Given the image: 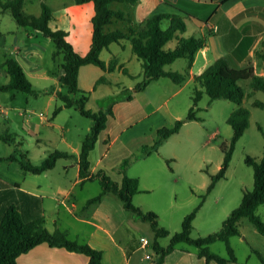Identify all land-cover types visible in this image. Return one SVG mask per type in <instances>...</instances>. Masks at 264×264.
I'll use <instances>...</instances> for the list:
<instances>
[{"label":"rangeland","instance_id":"374dc122","mask_svg":"<svg viewBox=\"0 0 264 264\" xmlns=\"http://www.w3.org/2000/svg\"><path fill=\"white\" fill-rule=\"evenodd\" d=\"M42 2L52 7L54 19L68 18L72 29L80 31L82 35L87 31L83 21L84 14L78 13L72 7L74 0H25L24 10L27 13L39 15ZM65 6L69 7L67 16L64 13ZM166 22L167 20H163V27H166ZM0 37L4 39L3 45H0V60L4 52L10 51L14 44L19 45L23 50L28 49L32 42L35 45H41L44 53L38 71L46 73L50 68L55 67L52 59L55 47L52 40L40 32L19 26L10 10L3 9L1 6ZM174 41H170L166 47H172ZM124 42L127 44L125 50L120 48L118 43H112L110 49L103 50L101 58L107 60L113 54L118 53L122 59L126 60L133 56L129 61V67L135 77L115 70L107 75L112 82L100 84L95 90L89 91V98L86 102L87 108L97 111L104 103H111L110 99L106 100L107 97L120 95L113 103L112 107L115 106V108L110 124H122L115 126L114 132H111L112 143L105 157L106 162L108 165H114L113 171H117L120 161L125 158L126 160H122L124 161L122 165L126 170L128 169L127 174L133 177L137 174L141 175L140 183L148 190L136 193L133 200L139 207L143 206L142 209L153 210L157 213L159 224L170 231V235L158 238L163 246L170 242L171 234L181 230L183 218L199 204L203 197V204L193 220L191 235L199 237L216 232L222 227L224 219L240 204L244 191L254 186L253 167L245 162V158L251 155L259 159L264 155V108L253 105L254 100L264 102V91L254 90L249 79L239 80L245 91L242 106L250 110V123L235 145L225 177L219 179L214 188L207 192L212 176L222 165L224 153L220 148V143L229 142L233 135V128L227 118L236 108V103L224 98L211 99L208 94L204 93L197 106L196 115L199 119L185 121L178 132L162 140L154 149L153 145L159 138L157 128L171 127L177 119H184L187 116L193 104L194 85L192 83L177 90L179 87L175 84L176 82L174 83L169 77H161L159 81H152L143 91L132 92L135 84L142 80L143 70L140 59L131 49L130 41L125 39ZM14 56L17 57V55ZM18 58L21 59V57ZM185 60L178 58L166 67L181 70ZM257 69L260 71L261 67L258 65ZM90 79L92 75H84L82 85H87ZM8 80L7 75H0V83H6ZM32 81L35 88L48 84V80L45 79L32 78ZM129 93H132L130 100L122 96ZM3 94L8 93L0 91V97L6 96ZM21 94L15 106L22 107L21 109L29 108L31 112H26L28 117L32 116L34 114L32 111H34L36 112L34 115L51 118L55 106L61 104L57 98L47 106L48 95L44 92H39L38 95ZM25 98H28L27 103ZM66 108L61 113L59 112L56 118V122L64 128L56 127L51 132L50 141L41 134H39L41 139L37 140L36 134L26 133L23 130L26 117L19 114L20 110L17 107L12 108L10 111L13 121L10 128L18 131L22 136L18 135L16 139H12L13 142L0 138V155L13 154L17 158L13 161L20 168L18 159L22 158V153H25L32 162L37 163L55 148L71 151L88 133V125L93 124V120L84 116L75 107ZM128 123L131 125L127 127ZM4 124V114L0 113V131H3ZM114 136L116 138L113 140ZM149 153L151 156L146 157ZM141 155L145 157L141 158ZM66 160L67 158H60L59 162ZM6 162L8 161H0V165H5ZM10 171L13 172L12 167ZM93 184L99 186V181L96 180ZM257 214L264 220V202L258 206ZM138 220L137 238L140 239L142 235L148 238L151 245L139 248L135 252L136 256H142L144 262L154 261L156 255L152 244L156 239L155 233L149 221ZM239 229L240 234L229 238L238 261L229 264H264L258 254L261 253L264 257V235L247 217L240 220ZM181 246H186L190 252L198 255L197 248L187 243H179L176 246V254L183 255L184 251L178 249L182 248ZM209 247L223 257L229 256L223 240H217ZM147 254L152 255V258H147ZM176 256L174 255L172 259Z\"/></svg>","mask_w":264,"mask_h":264},{"label":"trees","instance_id":"16d2710c","mask_svg":"<svg viewBox=\"0 0 264 264\" xmlns=\"http://www.w3.org/2000/svg\"><path fill=\"white\" fill-rule=\"evenodd\" d=\"M74 1L77 4L92 1L94 4V14L91 18L92 39L89 50L85 54L79 53L67 39V30L52 26L54 13L52 7L46 2L41 3V13L39 15L27 13L24 10L25 0H0V6L3 9L10 10L19 26L42 33L50 38L54 44L55 50L52 58L55 62V71H59V80L62 86V89L56 92V96L62 104L55 107L53 116H56L63 107H75L84 116L93 120L89 132L82 141L78 160L82 182L98 180L101 191L96 196L88 199L85 206L99 203L108 192L117 194L122 199L125 208L136 218L150 222L156 237L152 244L156 255L153 261L154 264H162L165 257L176 249L179 243L194 245L198 250V255L204 257L207 264L212 260L218 264H229L237 261L238 258L230 245L229 238L232 235L240 234L239 222L242 218L247 217L255 228L264 235V220L257 214L258 206L264 202V155L259 159L251 155L246 156L245 162L253 167L254 186L252 189L244 191L240 204L224 219L220 230L205 236L193 237L191 235L193 220L203 204V197L199 204L185 215L181 230L171 234L170 242L166 246H163L158 238L170 235V231L159 224L158 214L153 210H143L134 203V195L141 191L139 178L130 176L124 171L122 180L117 181L104 169H99L96 172H91L90 169V152L94 149L100 132L106 128L108 117L113 114V103L120 95L107 97L106 100L110 99L111 103H104L97 111L87 108L86 102L90 92L81 89L79 86L80 67L95 64L108 71L121 69L130 77H135L123 64L117 65L115 61L107 64L100 56L102 50L109 48L112 42L128 39L131 42L132 51L141 61L143 70V78L135 84L131 90L132 92L143 91L152 81L161 77H169L176 83H182L190 75V68L197 51L206 46V37L184 34L187 29L185 18L190 14L185 13L183 15L181 10H179L180 12L156 13L142 22L134 23L124 10L115 9L111 5L114 2L134 4L138 0ZM164 19L169 20L167 27L162 26ZM115 20L125 21L127 26L123 29L108 28ZM172 40H175V45L166 47ZM257 56L264 61V47L257 52ZM178 58H185L188 61L183 71L166 69V65ZM1 67L6 71L9 80L0 85V91L11 90L38 94V90L34 88L30 78L15 57H6ZM241 79H249L254 90L264 91V75L255 73L252 66L242 68L233 65L229 56L217 58L203 72L194 75L193 104L187 116L184 119H177L171 127L163 126L157 130L159 138L153 145L154 149L162 140L178 132L185 121L199 119L196 115L197 106L204 93L208 94L211 99L224 98L236 103V108L227 118L228 123L233 128V135L229 142L223 141L220 143V148L224 153L222 165L218 172L212 176L207 192L214 188L219 179L225 177L235 145L250 123V110L242 106L245 91L239 83ZM104 80L106 78L101 76L96 84ZM122 96L130 100L132 93ZM253 105L264 108V102L261 100H254ZM15 135L16 133H6L0 135V138L9 141V139H16ZM74 156L75 154L67 150L55 149L38 164L32 163L25 153H22V158L18 160L25 171L41 173L54 167L58 159ZM14 159H17L14 155L0 157V161ZM217 240H223L226 243L228 257H223L210 249L209 245ZM42 242L84 253L89 256L88 264H103L101 250L92 247L88 243L70 239L66 230L60 228L48 229L43 217L26 219L18 207L11 204L0 220V264H16L18 256ZM258 254L264 263V257L261 253Z\"/></svg>","mask_w":264,"mask_h":264},{"label":"crops","instance_id":"0c3cea01","mask_svg":"<svg viewBox=\"0 0 264 264\" xmlns=\"http://www.w3.org/2000/svg\"><path fill=\"white\" fill-rule=\"evenodd\" d=\"M111 6L115 9L124 10L134 23L142 22L156 13L180 12L179 10H181L183 15L185 13L190 14V16L186 17L187 19L185 18L187 23L185 33L190 31L187 35L206 37L207 44L197 51L195 60L190 68V75L182 83L174 82L179 87L177 90L192 83L195 85L194 75L203 72L217 58L222 56H229L230 62L233 65L242 68L252 66L255 73L264 75V61L260 60L257 56V52L264 47V0H138L134 4L114 2ZM72 7L78 13L84 14L83 21L86 24L87 31L83 35L80 34V31L71 28L68 18L61 20V18L57 17L52 21V26L67 30V39L79 53L85 54L89 50L92 39L91 18L94 14V4L92 1L81 4H77L74 1ZM64 9V13L67 16L69 7L65 6ZM78 18L80 19L79 14ZM164 20H167V27L169 20ZM126 26L127 22L115 20L108 28L123 29ZM28 36L31 37V35ZM122 40L112 43H118L119 47L125 50L127 44L124 42L125 39ZM3 42V37H0V45H3ZM112 43L108 49L111 48ZM103 50L100 56H102ZM14 55H17V57ZM8 56H13L18 60L32 84V78L48 80L47 85L36 88L38 93L44 92L48 95L47 106L57 99L56 92L62 89L59 80V71L56 72L54 66L46 73L38 71V68L41 66L40 63L44 58L41 45H35L31 42L28 49L22 50L19 45L14 44L10 51L4 52V56L0 60V75H7L4 68L1 67V64ZM18 57H21V59ZM132 57H129L127 60L122 59L120 53H118L113 54L110 59L104 61L107 64L111 61H115L117 65L123 64L130 73L134 74L129 67V61L132 60ZM187 64L188 61L186 59L184 66L181 67V70L177 71H183ZM258 65L261 67L260 71L257 69ZM116 70L123 72L121 69ZM114 71L103 70L95 64L83 65L79 69V86L85 91H93L100 84L112 82L107 75ZM84 75H92V79L88 81L87 85L83 86ZM101 76H104L106 80L96 84L98 78ZM156 81L159 80L157 79ZM4 92L8 94H3L6 96L0 97V113H3L5 117V126L3 131H0V135L16 133L15 138L18 135L20 137L22 136L18 131L10 128L11 122L13 121L10 110L14 107L20 110V115L26 117L23 123V130L26 133L36 134L37 140L41 139L40 137L42 135L50 141L51 132L56 127L64 128L63 125L56 122L58 115H52L51 118L47 116L42 118V116L34 115L36 112L32 111L34 113L32 116H26V112H31L29 108L21 109L22 107L15 106L22 92H14L11 90ZM25 102H28V98H25ZM61 104H57L56 106ZM114 108L115 106L112 107L113 113ZM64 109L67 108L63 107L60 113ZM37 116L38 118L35 119ZM110 118L111 115L108 117L106 128L100 132L96 145L90 152V169L91 172L104 169L115 180L121 181L124 171L128 172V169L126 170L122 165L124 163L122 160L126 159L123 158L120 161V167L116 169L117 171H113L114 165H108L105 159L112 143L110 137L111 132H114L115 126L122 124L116 123L111 125ZM130 125L128 123L127 127ZM91 126L92 124L88 125V132ZM159 128L161 126L157 130ZM115 136L113 140L116 138ZM83 139L71 151L67 150L75 154L74 157L67 158L62 163L58 159L54 167L41 173L25 171L22 166L18 168V164H15L13 160H4L8 162L5 165H0V220L6 209L11 204H15L26 219L43 217L48 229L54 230L55 228H60L66 230L70 239L88 243L92 247L101 250L103 264H154L153 261L144 262L142 256H136L135 252L139 248H146L148 245L143 246L140 239L137 238L136 233L139 218H136L125 208L122 199L117 194L108 192L99 203H92L85 206L88 199L96 196L101 191V185L100 183L99 186L92 185L96 180L82 182L80 177L78 155ZM10 155L13 154L0 155V157H8ZM148 156H151V154L146 155V157ZM144 157L145 155H141V158ZM40 162L32 163L38 164ZM11 167L13 172L10 171ZM39 177H41V180H39ZM136 177L141 181L140 174H137ZM140 188L141 192L148 190L141 183ZM141 237L142 235H140ZM181 247L178 249L184 251L183 255L176 254L177 249H174L172 253L165 257L162 264H207L204 257H200L195 252H190L186 246ZM174 255H177V260L176 257L172 259ZM88 263V255L68 250L62 246H51L47 242L39 243L29 251L22 253L16 261V264ZM209 264L218 263L212 260Z\"/></svg>","mask_w":264,"mask_h":264},{"label":"built area","instance_id":"2783aa9c","mask_svg":"<svg viewBox=\"0 0 264 264\" xmlns=\"http://www.w3.org/2000/svg\"><path fill=\"white\" fill-rule=\"evenodd\" d=\"M140 241H141V244H142L143 246H147V245H149V243H150V241L148 240V238H146V237H144V236H142V237L140 238ZM146 257H147V258H152V256L149 255V254H147Z\"/></svg>","mask_w":264,"mask_h":264}]
</instances>
